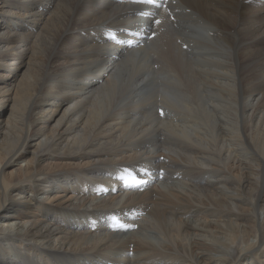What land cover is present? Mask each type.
<instances>
[{
  "label": "bare ground",
  "instance_id": "bare-ground-1",
  "mask_svg": "<svg viewBox=\"0 0 264 264\" xmlns=\"http://www.w3.org/2000/svg\"><path fill=\"white\" fill-rule=\"evenodd\" d=\"M29 54L0 264H264V0H0V80Z\"/></svg>",
  "mask_w": 264,
  "mask_h": 264
},
{
  "label": "rangeland",
  "instance_id": "rangeland-1",
  "mask_svg": "<svg viewBox=\"0 0 264 264\" xmlns=\"http://www.w3.org/2000/svg\"><path fill=\"white\" fill-rule=\"evenodd\" d=\"M113 1V0H112ZM24 49L25 48H22L21 50H23L24 51ZM29 56H31V54H29L28 55V57L24 60V63H23V65H22V67L19 69V71L18 72H16V73H14V74H12V75H10V76H7L5 79H3V80H0V87H2V86H4V85H9L7 88L8 89H12L11 91H12V93H10V94H14L15 92H16V90H17V88H18V86H19V84H20V81L23 79V76L24 75H26V72H28L27 71V69H28V66H29V64H30V57ZM27 63V65H26V63ZM16 74V75H15ZM6 75V72H5V70L3 69L2 71H0V77L1 76H5ZM10 80V81H9ZM2 82H3V84H2ZM15 84V85H14ZM16 87V88H15ZM9 95V94H8ZM15 96V95H14ZM10 97H13V95H10ZM7 103H6V105H4L3 107H1L2 108V110L3 111H1L0 112V121H1V123H2V121H3V124H4V122H6L5 120H7L10 116H11V110H12V107L14 106V102L13 101H6ZM65 107L66 106H63L62 108H61V110L58 112V114L56 115V117L52 120V121H50L49 122V127L50 128H52V127H55V124H56V122H57V120L60 118V116L62 115V113H63V111L65 110ZM0 108V109H1ZM4 119V120H3ZM0 123V124H1ZM0 128H2V129H4L3 128V126L2 127H0ZM1 140H2V138H0ZM39 142V140L37 139V140H33L32 142H31V144L29 145V147H28V150L26 151V152H23L22 153V155L20 156V158H16V164H15V167L14 168H16V167H18V166H22V167H25V166H29L30 165V163L32 162V160H33V151H34V149H35V145L37 144ZM160 160H163V159H161L160 158ZM18 164V165H17ZM13 168V169H14ZM176 178V177H175ZM159 185V182L158 181H155V185ZM129 191H131V190H129ZM128 190H125V192H129ZM126 194V193H125ZM109 218V217H108ZM122 219H120V218H118V217H114L112 220H110V221H108V219H107V221H106V224L105 225H107V223H108V230L111 232L112 231V228H117V226L119 227V228H122V227H124V225H126V223H121L120 225H118L119 224V222L121 221ZM124 221V220H123ZM125 222V221H124ZM0 224H2L3 225V227L4 228H8V227H10V226H8V224H9V222H6V221H2V222H0ZM130 225H129V229H130ZM111 229V230H110ZM132 232V231H131ZM100 233H102V232H100ZM107 233V232H106ZM123 233V232H122Z\"/></svg>",
  "mask_w": 264,
  "mask_h": 264
}]
</instances>
